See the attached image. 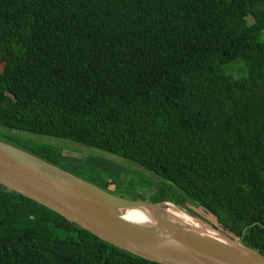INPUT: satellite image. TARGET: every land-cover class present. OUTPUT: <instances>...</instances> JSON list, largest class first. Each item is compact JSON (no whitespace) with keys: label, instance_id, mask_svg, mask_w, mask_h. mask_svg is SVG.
Instances as JSON below:
<instances>
[{"label":"trees","instance_id":"16d2710c","mask_svg":"<svg viewBox=\"0 0 264 264\" xmlns=\"http://www.w3.org/2000/svg\"><path fill=\"white\" fill-rule=\"evenodd\" d=\"M0 129L120 156L264 254V0H0ZM0 264L162 263L0 184Z\"/></svg>","mask_w":264,"mask_h":264},{"label":"water","instance_id":"95a60500","mask_svg":"<svg viewBox=\"0 0 264 264\" xmlns=\"http://www.w3.org/2000/svg\"><path fill=\"white\" fill-rule=\"evenodd\" d=\"M0 184L151 261L264 264V254L188 206L171 200L150 202L118 195L1 139Z\"/></svg>","mask_w":264,"mask_h":264},{"label":"rangeland","instance_id":"374dc122","mask_svg":"<svg viewBox=\"0 0 264 264\" xmlns=\"http://www.w3.org/2000/svg\"><path fill=\"white\" fill-rule=\"evenodd\" d=\"M232 72L235 76H240L243 73L240 67L233 68ZM0 139L40 155H44V150H42L44 148L56 150L54 154L61 151L59 166L102 187L106 185L104 181L114 178L118 185H111L110 191L124 197L150 201L152 195L158 191L159 184L166 183L155 173L120 156L72 140L24 130L5 129H0ZM200 214L210 223L231 234L213 216L203 212Z\"/></svg>","mask_w":264,"mask_h":264},{"label":"bare ground","instance_id":"6f19581e","mask_svg":"<svg viewBox=\"0 0 264 264\" xmlns=\"http://www.w3.org/2000/svg\"><path fill=\"white\" fill-rule=\"evenodd\" d=\"M132 218H135L133 215L131 216ZM136 218H138V216H136Z\"/></svg>","mask_w":264,"mask_h":264}]
</instances>
